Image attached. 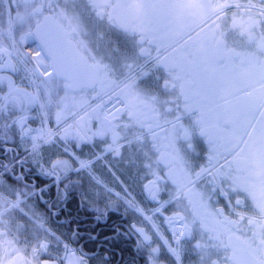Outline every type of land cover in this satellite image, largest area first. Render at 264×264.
<instances>
[{
  "label": "snow or ice",
  "instance_id": "1",
  "mask_svg": "<svg viewBox=\"0 0 264 264\" xmlns=\"http://www.w3.org/2000/svg\"><path fill=\"white\" fill-rule=\"evenodd\" d=\"M3 3L0 139L18 138L24 155L13 159L67 180V195L69 173L102 183L93 161L72 152L45 167L43 150L99 141L96 159L139 162L159 205L149 215L127 189L103 185L106 203L94 207L100 220L123 201L150 224L129 229L146 264H185L189 254L194 264H264V0ZM29 41L36 47L25 50ZM22 179L0 181V264H89L71 246L79 228L57 235L25 210L33 193L14 186ZM165 205L167 233L153 218Z\"/></svg>",
  "mask_w": 264,
  "mask_h": 264
},
{
  "label": "flooded vegetation",
  "instance_id": "2",
  "mask_svg": "<svg viewBox=\"0 0 264 264\" xmlns=\"http://www.w3.org/2000/svg\"><path fill=\"white\" fill-rule=\"evenodd\" d=\"M12 7L14 8L15 5ZM4 9L5 4L0 0V17H3ZM3 18L6 20V17ZM35 126L33 124V127ZM18 143V138L7 142L0 139V164L9 165L7 170L0 167V181L11 184L15 182L17 176H23V179L14 186L25 193L29 191L33 193L27 195L24 200L26 211L33 209L39 213L45 226L57 235L71 237L79 228L80 238L71 246L77 248L83 246L91 258L89 264H101L100 258H103L106 264H146L147 254L137 248V234L129 230L131 224L141 225V221L122 207L123 201L113 203L100 220L96 219L97 213L94 211L96 205L103 208L106 203L108 194L104 192L103 185H107L114 192H121L122 195L125 194L124 187L146 213L159 206L156 201L149 198L143 188L146 181L140 179L142 167L139 162L133 161L127 154L119 158L106 153L100 159H96L95 156L103 151V145L99 141L94 144H83L80 147L76 146L75 141H70L67 145L68 153L64 152V144L46 146L42 154V163L45 167H49L53 159H69L70 153L74 152L82 159L93 161L92 174L102 182V186H99L86 171L79 175L74 172L69 173V178L74 183L66 190L67 195H65L64 184L68 183L67 180L57 184L55 177L43 175L30 158L22 167L13 159L18 152L24 155L23 148L17 147ZM199 162L202 163L203 160L200 159ZM74 166L78 167V165ZM98 191L101 193L99 196ZM168 198L167 190L160 193L161 201ZM220 203L221 205L224 203L222 197ZM172 211V205H165L163 214H156L160 228L166 233L167 225L164 217L171 215ZM141 226L148 228L144 223ZM117 230L119 235H116ZM89 236L96 238L89 239ZM194 261L195 256L189 254L185 264H194Z\"/></svg>",
  "mask_w": 264,
  "mask_h": 264
},
{
  "label": "rangeland",
  "instance_id": "3",
  "mask_svg": "<svg viewBox=\"0 0 264 264\" xmlns=\"http://www.w3.org/2000/svg\"><path fill=\"white\" fill-rule=\"evenodd\" d=\"M124 206H126V207H124ZM122 207L123 208H125L127 211H129L131 214H132V216L133 217H137V218H139V220L140 221H142L141 219H140V217H138L133 211H132V209H129V208H127V205H125V204H123L122 205ZM149 215H151L152 214V210L150 211V212H147ZM154 220L156 221V223L159 225V218L155 215L154 217ZM145 225H147L145 222H143ZM148 226V225H147ZM149 228V227H148Z\"/></svg>",
  "mask_w": 264,
  "mask_h": 264
},
{
  "label": "bare ground",
  "instance_id": "4",
  "mask_svg": "<svg viewBox=\"0 0 264 264\" xmlns=\"http://www.w3.org/2000/svg\"><path fill=\"white\" fill-rule=\"evenodd\" d=\"M29 47L31 48H35L36 47V42L35 41H29V44L25 46V50H28ZM94 160V159H93ZM96 161V160H95ZM98 178V177H97ZM95 181V180H94ZM96 182V181H95ZM99 186H102L101 184H98ZM133 211V210H132ZM134 212V211H133ZM137 216H139L141 219H143V217H141L138 213L134 212ZM145 223L150 227V224L148 222L145 221Z\"/></svg>",
  "mask_w": 264,
  "mask_h": 264
}]
</instances>
